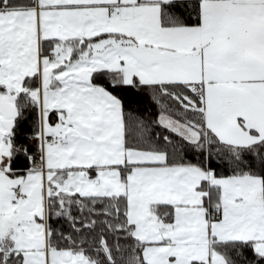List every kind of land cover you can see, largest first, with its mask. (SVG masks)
<instances>
[{
    "label": "snow or ice",
    "instance_id": "snow-or-ice-1",
    "mask_svg": "<svg viewBox=\"0 0 264 264\" xmlns=\"http://www.w3.org/2000/svg\"><path fill=\"white\" fill-rule=\"evenodd\" d=\"M0 264H264V0H0Z\"/></svg>",
    "mask_w": 264,
    "mask_h": 264
}]
</instances>
